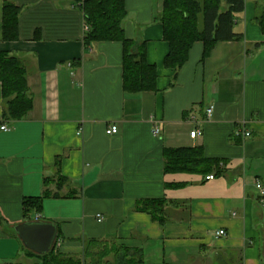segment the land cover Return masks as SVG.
<instances>
[{"label":"crops","instance_id":"0c3cea01","mask_svg":"<svg viewBox=\"0 0 264 264\" xmlns=\"http://www.w3.org/2000/svg\"><path fill=\"white\" fill-rule=\"evenodd\" d=\"M84 1L0 0V52L24 63L32 100L24 119L5 121L0 86V264H36L15 232L34 221L53 223L55 248L69 256L97 240L141 249L143 264H264L255 188H264V34L255 20L264 0H244L233 25L240 40L216 43L205 60L195 42L173 87L163 0H124L125 37L146 42L158 75L156 91L139 94L123 92L120 43L84 47ZM4 3L20 8L16 41L2 40ZM198 147L223 161L222 175L164 172V150ZM47 178L59 197L25 218L24 199L41 197ZM151 200L165 202L161 223L136 208Z\"/></svg>","mask_w":264,"mask_h":264},{"label":"trees","instance_id":"16d2710c","mask_svg":"<svg viewBox=\"0 0 264 264\" xmlns=\"http://www.w3.org/2000/svg\"><path fill=\"white\" fill-rule=\"evenodd\" d=\"M245 9L244 0H163L159 22L163 30V40L168 44V53L163 67L173 71L170 87L174 86L178 71L185 64L188 53L195 42H202V60H205L216 43L238 41L241 35L233 32L235 16ZM86 27L83 45L85 48L98 42H118L122 45V87L126 94L156 91L157 69L147 61L145 41L127 39L123 24L126 17L124 0H86L82 5ZM20 8L4 3L2 7V40L18 39V19ZM202 18V26L199 24ZM264 34V7L255 18ZM0 86L3 100L2 119L20 121L30 112L32 100L29 96L24 63L15 56L0 52ZM165 173H195L200 175H222L223 161L208 158L203 149H166L163 152ZM214 177V176H213ZM58 177L56 189L65 183ZM52 179L44 180L41 197L25 198L22 207L27 218L32 212H40L42 201L57 198L49 190ZM75 196L74 193L67 197ZM165 202L151 200L137 203V210L147 212L154 221L161 223ZM45 255L27 251L36 264H143V253L139 248H130L117 242L97 240L84 242L79 257L60 253L55 247Z\"/></svg>","mask_w":264,"mask_h":264},{"label":"water","instance_id":"95a60500","mask_svg":"<svg viewBox=\"0 0 264 264\" xmlns=\"http://www.w3.org/2000/svg\"><path fill=\"white\" fill-rule=\"evenodd\" d=\"M15 232L24 248L37 255L48 254L57 237L56 226L49 222H25Z\"/></svg>","mask_w":264,"mask_h":264},{"label":"built area","instance_id":"2783aa9c","mask_svg":"<svg viewBox=\"0 0 264 264\" xmlns=\"http://www.w3.org/2000/svg\"><path fill=\"white\" fill-rule=\"evenodd\" d=\"M85 30H86V27H85ZM212 113V107L209 108L207 110V115H211ZM1 130L3 131H7V128L5 126L1 127ZM117 132V128L115 126H111L109 127V129L106 131V134L107 135H112V134H115ZM155 132H157V130H155ZM242 133L243 136L247 137L249 136V133L245 132L244 133V130L240 131L239 133H237L236 135H240ZM195 134H197V132L193 131L190 133V137L191 138H194ZM214 179L213 175H209V176H206L205 177V181H212ZM255 188L256 190L259 192V195L260 197H264V188L263 186L261 185L260 182H255ZM100 221V220H99ZM216 236L218 237H222V236H225V232L223 230H219L217 233H216Z\"/></svg>","mask_w":264,"mask_h":264},{"label":"rangeland","instance_id":"374dc122","mask_svg":"<svg viewBox=\"0 0 264 264\" xmlns=\"http://www.w3.org/2000/svg\"><path fill=\"white\" fill-rule=\"evenodd\" d=\"M196 1L201 2L202 0H196Z\"/></svg>","mask_w":264,"mask_h":264}]
</instances>
